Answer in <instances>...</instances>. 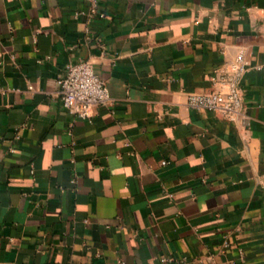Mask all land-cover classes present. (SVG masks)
Instances as JSON below:
<instances>
[{"label":"crops","instance_id":"0c3cea01","mask_svg":"<svg viewBox=\"0 0 264 264\" xmlns=\"http://www.w3.org/2000/svg\"><path fill=\"white\" fill-rule=\"evenodd\" d=\"M100 8L0 0V264H264V0ZM240 54L243 114L192 109ZM86 60L91 120L58 84Z\"/></svg>","mask_w":264,"mask_h":264},{"label":"built area","instance_id":"2783aa9c","mask_svg":"<svg viewBox=\"0 0 264 264\" xmlns=\"http://www.w3.org/2000/svg\"><path fill=\"white\" fill-rule=\"evenodd\" d=\"M87 15L91 21L103 19L101 0H88ZM264 30V9L262 11ZM247 71L244 56L240 54L229 66L211 77L217 87L207 93L193 94L188 105L195 110H206L234 120L244 112L243 76ZM63 106L79 118L91 120L95 110L110 105L112 97L107 83L96 73L91 61L67 65L65 74L58 80ZM166 162L164 161L163 164Z\"/></svg>","mask_w":264,"mask_h":264}]
</instances>
